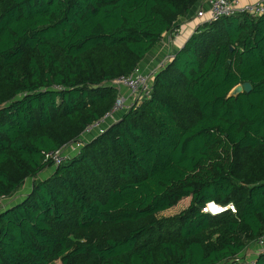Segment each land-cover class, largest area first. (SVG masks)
<instances>
[{"label": "trees", "instance_id": "trees-1", "mask_svg": "<svg viewBox=\"0 0 264 264\" xmlns=\"http://www.w3.org/2000/svg\"><path fill=\"white\" fill-rule=\"evenodd\" d=\"M200 1L0 0V264H264V15L203 23L85 134Z\"/></svg>", "mask_w": 264, "mask_h": 264}, {"label": "built area", "instance_id": "built-area-1", "mask_svg": "<svg viewBox=\"0 0 264 264\" xmlns=\"http://www.w3.org/2000/svg\"><path fill=\"white\" fill-rule=\"evenodd\" d=\"M207 3L209 5L208 8H201L197 14L198 18L203 19L204 23L216 22L223 18L235 17L241 14L250 15L254 18L264 15V5L260 4H244L239 0H207ZM153 76L144 73L139 68L132 75L123 76L116 80L113 84L118 88L119 96L112 111L106 114L101 120L89 126L85 134H95V136L102 134L107 128L106 121L112 118L115 113L121 112L124 114L133 106L149 100L153 93ZM49 157H52L57 164L62 163L65 159V156L60 151L49 154ZM227 211L236 213L235 205L232 203L219 205L211 202L203 208L204 213L212 216H218ZM257 244L264 249V239L258 241ZM253 263L252 260L249 261V264Z\"/></svg>", "mask_w": 264, "mask_h": 264}, {"label": "crops", "instance_id": "crops-1", "mask_svg": "<svg viewBox=\"0 0 264 264\" xmlns=\"http://www.w3.org/2000/svg\"><path fill=\"white\" fill-rule=\"evenodd\" d=\"M241 3H252L264 5V0H239ZM207 0H201L198 6H195L191 12L179 19L176 35L171 33L164 34L163 40L155 47V49L145 58L141 63L140 69L146 73L154 75L157 70L171 57H173L181 48L184 47L186 42L194 34V32L204 23L203 19L198 18L197 14L201 8H208ZM123 113H115L112 118L106 121V127H109L114 122L120 120ZM88 140L94 138V134L87 136ZM261 250V247L252 244L249 250L244 255L249 258H254V255Z\"/></svg>", "mask_w": 264, "mask_h": 264}, {"label": "rangeland", "instance_id": "rangeland-1", "mask_svg": "<svg viewBox=\"0 0 264 264\" xmlns=\"http://www.w3.org/2000/svg\"><path fill=\"white\" fill-rule=\"evenodd\" d=\"M124 93H126V92H124ZM51 172H52L51 170H47V171H46L45 173H43L40 177H41V178H45V177H47ZM32 184H33V180H29V181L25 184V186L22 188V190H23V189H24V190L20 193V196H22V195L28 193V192L30 191V188H31ZM20 196H15L14 201H16L17 198L20 197ZM190 201H191L190 198H189V199L182 200L178 205H176V206L173 207L172 209H170V210H168V211H166V212H163V213L161 214V216H163V217H171V216H175V215L179 214L181 211H183V210H185V209L188 208V206L190 205ZM246 257H247V255H246ZM247 258H248V257H247Z\"/></svg>", "mask_w": 264, "mask_h": 264}, {"label": "water", "instance_id": "water-1", "mask_svg": "<svg viewBox=\"0 0 264 264\" xmlns=\"http://www.w3.org/2000/svg\"><path fill=\"white\" fill-rule=\"evenodd\" d=\"M252 90L250 83H245L243 85L236 86L230 93L229 97H238L243 92L249 93Z\"/></svg>", "mask_w": 264, "mask_h": 264}]
</instances>
